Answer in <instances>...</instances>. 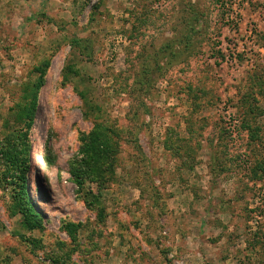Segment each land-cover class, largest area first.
Returning a JSON list of instances; mask_svg holds the SVG:
<instances>
[{
    "label": "rangeland",
    "instance_id": "374dc122",
    "mask_svg": "<svg viewBox=\"0 0 264 264\" xmlns=\"http://www.w3.org/2000/svg\"><path fill=\"white\" fill-rule=\"evenodd\" d=\"M0 264H264V0H0Z\"/></svg>",
    "mask_w": 264,
    "mask_h": 264
},
{
    "label": "trees",
    "instance_id": "16d2710c",
    "mask_svg": "<svg viewBox=\"0 0 264 264\" xmlns=\"http://www.w3.org/2000/svg\"><path fill=\"white\" fill-rule=\"evenodd\" d=\"M48 67L49 65H47L46 68ZM46 68H39L37 70L40 77L37 80V83H35V85H33V87L31 88L30 96L27 95L26 97V101L29 102L21 109V117L23 119L22 121L25 120V127L27 129V132L31 130L34 123L39 93L44 85ZM110 134L111 132L108 129L98 128L94 138H90L89 143L83 145L82 153L85 156L84 164L86 167L83 166L81 167V169L87 168L88 174H90V167L92 169L93 166H103L110 162L112 152V146L109 140ZM72 176L74 177V180L78 186V190L83 191L84 171L73 170ZM17 187L20 189V191L15 197V209L16 213L20 214L23 218L24 229L28 232H34L36 230L42 229V218L35 211V208L26 193V179L24 174L20 178V184L17 185Z\"/></svg>",
    "mask_w": 264,
    "mask_h": 264
}]
</instances>
